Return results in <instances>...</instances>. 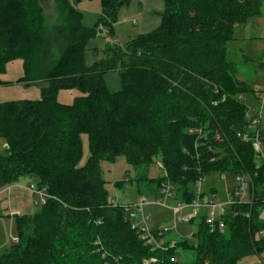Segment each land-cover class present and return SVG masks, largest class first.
Masks as SVG:
<instances>
[{
	"label": "trees",
	"instance_id": "1",
	"mask_svg": "<svg viewBox=\"0 0 264 264\" xmlns=\"http://www.w3.org/2000/svg\"><path fill=\"white\" fill-rule=\"evenodd\" d=\"M52 1L56 20L48 25L42 0H0V74L19 60L16 84H44L38 100L0 103V193L30 176L42 193L37 213L15 219V241L0 264H238L264 253V165L238 137L248 127L242 98L257 102L260 90L239 81L226 57L236 27L260 17L264 0H164L157 29L106 44L88 67L86 43L102 30L113 37L118 9L130 0H99L92 28L81 22L80 0ZM108 72L121 82L115 94L106 88ZM74 89L81 96L58 103L60 90ZM119 157L134 168L159 159L157 178L136 179L139 196L153 202L169 186L172 199L191 204L198 181L224 173L248 175L252 201L227 209L221 234L199 209L187 222L193 242L167 241L169 231L132 228L131 206L109 200L99 162ZM215 193L201 190L199 198ZM150 235L163 248L147 244Z\"/></svg>",
	"mask_w": 264,
	"mask_h": 264
},
{
	"label": "rangeland",
	"instance_id": "2",
	"mask_svg": "<svg viewBox=\"0 0 264 264\" xmlns=\"http://www.w3.org/2000/svg\"><path fill=\"white\" fill-rule=\"evenodd\" d=\"M71 1V0H70ZM47 24L56 20V13L52 0L41 2ZM78 9L82 14V24L86 28H92L96 17L100 14L99 0H80ZM164 0H130L122 5L116 14L114 23V36L106 35L102 30L95 38L86 43L85 66L92 65L96 60L102 58V50L106 44H119L145 35L157 29L161 23V15L164 13ZM234 40L227 45V60L236 66V78L247 84L255 92L264 87V2L261 7V15L258 18L250 19L245 25L237 26L233 34ZM22 76V62L17 60L6 65L4 72L0 74V80L12 82L11 85L0 87V103L15 101H35L40 98V89L43 83L27 85L16 84V80ZM106 88L110 94L121 90V82L117 72H108L104 76ZM81 96L78 90H60L57 94V101L60 104L69 105L75 98ZM242 102L248 109L256 107L255 98L251 95H244ZM264 129V117L261 122ZM82 156L79 165L84 166L88 157V140L81 136ZM5 148L4 141L0 139V152ZM99 170L104 181L108 198L118 205H136L145 200L143 216L147 218L145 228L147 231L154 229L167 232L165 240H177L180 237L193 242L189 238L194 227L187 223L178 222L180 216H191V210L172 212L153 204L149 194L139 196L137 192L138 177L146 176L155 179L160 174L159 159H154L148 168H134L127 164L124 157L117 158L114 162H99ZM223 180L218 174L206 177L201 185L202 190L214 188L216 190L215 200L217 203H225L226 192L232 191L235 181L230 173L222 174ZM36 177H23L15 185L0 193V253L8 249L15 241V219L19 216L37 213L42 204V196L37 190ZM33 187V190L29 188ZM167 208L175 206L176 200L167 199ZM16 215V216H15ZM259 220L264 225V208L261 209ZM259 238L264 239V229ZM179 260L180 257L178 256ZM238 264H264V253L260 256H252L242 259Z\"/></svg>",
	"mask_w": 264,
	"mask_h": 264
},
{
	"label": "built area",
	"instance_id": "3",
	"mask_svg": "<svg viewBox=\"0 0 264 264\" xmlns=\"http://www.w3.org/2000/svg\"><path fill=\"white\" fill-rule=\"evenodd\" d=\"M256 105L257 106L255 108L249 109V113L247 114V133L238 134V137L243 143L251 145L256 159L262 162V164L264 165V131L261 127V122L264 117V87L260 89L258 93ZM219 179L223 180V176L219 175ZM205 180L206 179L203 178L197 182L196 194L198 195V197L191 204L185 205L177 202L175 206L167 208L165 201L167 199H171V188L169 186H166V188H164L162 191V194L164 195L163 199L156 200L153 202V204L162 208L169 209L172 212H182V210L185 209L191 210V216L196 215L198 210L202 209L205 212V223L206 225H208L210 231H216L217 233L221 234L224 229V224L220 220V218L226 214L227 209H229L236 203H251L252 198L249 199L248 197L250 178L248 175L234 176L235 185L233 187V190L230 192H226L227 201L222 204L216 202L215 194L207 196V198H199L202 190L201 185L205 182ZM29 189L33 190V187H30ZM39 194L40 196H42V193L39 192ZM145 203V200H142L140 203L128 207L126 210L130 211V209H133L135 211V214L130 213L131 219H137V224H134L132 228H136L143 232H149L145 228L147 218L143 216V207L145 206ZM191 216H180L178 217V222L187 223ZM189 238H192V234L189 235ZM163 242L164 241L162 239H155L151 235L146 238V243L151 245L155 249L163 248ZM152 262L154 261L152 260Z\"/></svg>",
	"mask_w": 264,
	"mask_h": 264
}]
</instances>
